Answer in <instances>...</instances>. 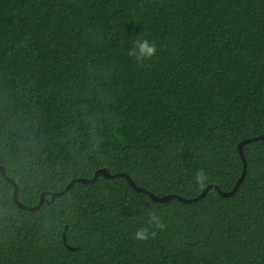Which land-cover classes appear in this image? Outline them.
<instances>
[{
  "label": "trees",
  "instance_id": "trees-1",
  "mask_svg": "<svg viewBox=\"0 0 264 264\" xmlns=\"http://www.w3.org/2000/svg\"><path fill=\"white\" fill-rule=\"evenodd\" d=\"M261 135L264 0H0V264H264V138L50 202Z\"/></svg>",
  "mask_w": 264,
  "mask_h": 264
},
{
  "label": "water",
  "instance_id": "water-1",
  "mask_svg": "<svg viewBox=\"0 0 264 264\" xmlns=\"http://www.w3.org/2000/svg\"><path fill=\"white\" fill-rule=\"evenodd\" d=\"M264 138V135H261V136H257V137H253V138H247L243 141H241L239 144H238V152H239V156L241 157L242 161H243V171H242V174L241 176L239 177V179L237 180V182L235 183L234 187L230 190V191H226V192H223L221 191L216 185H208L206 186L202 191L201 193L194 197V198H183L179 195H175V194H169V195H164V196H160V197H157L155 196L154 194L142 189L141 187H138L134 184V182L132 181V179L124 174V173H117V174H110L106 169L104 168H101V169H98L92 178H77V179H74V180H71L68 185L66 186V188L60 192H56V193H53L51 195V199H50V202L52 200H54L55 197H58V196H61L63 195L71 186L73 183L75 182H78V183H82V184H91L93 183L97 177L99 175L103 176L104 178H108V179H113V178H116V177H124L126 180H127V183L134 189L136 190L137 192H140V193H145L149 196V198L153 201V202H158V203H164V202H167L171 199H177L179 200L180 202L182 203H193V202H197L198 200H200L201 198H203L206 193L208 192L209 189L213 188L215 190L218 191V193L220 194L221 197H224V198H227V197H230L232 196L236 190L238 189L239 185L241 184L244 176H245V172H246V162H245V159H244V156H243V145L246 144V143H250V142H253V141H256V140H259V139H263ZM0 173L2 174V176L7 180L9 181L13 186H14V190H13V199L15 201V203L25 209V210H28V211H34V210H37L42 202H43V199H41L39 201V203L36 205V206H24L23 204H21L18 200H17V187H16V184L13 180H11L9 177L6 176L5 174V169L3 167H0ZM64 242H65V237L63 238ZM70 248V247H69ZM71 250H74L73 248H70Z\"/></svg>",
  "mask_w": 264,
  "mask_h": 264
},
{
  "label": "clouds",
  "instance_id": "clouds-1",
  "mask_svg": "<svg viewBox=\"0 0 264 264\" xmlns=\"http://www.w3.org/2000/svg\"><path fill=\"white\" fill-rule=\"evenodd\" d=\"M157 55V44L148 39H137L132 43V47L127 49V56L133 58L139 66L146 67V61L151 60ZM208 173L204 169H200L196 172L194 180L196 184L203 188L208 182ZM148 227H140L134 234V239L146 242L148 240L155 239L157 236V230L163 231L167 225L163 222L161 216L155 211H148L147 213Z\"/></svg>",
  "mask_w": 264,
  "mask_h": 264
}]
</instances>
